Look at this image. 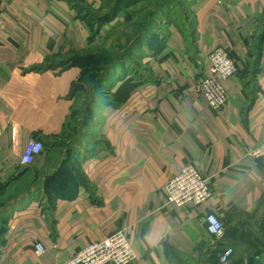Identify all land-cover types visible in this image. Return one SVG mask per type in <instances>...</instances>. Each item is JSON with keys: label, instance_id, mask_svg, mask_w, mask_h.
I'll list each match as a JSON object with an SVG mask.
<instances>
[{"label": "crops", "instance_id": "0c3cea01", "mask_svg": "<svg viewBox=\"0 0 264 264\" xmlns=\"http://www.w3.org/2000/svg\"><path fill=\"white\" fill-rule=\"evenodd\" d=\"M104 1L0 0V264H66L116 231L131 264H219L226 249L252 246L242 222L264 197V159L250 155L264 145V0H192V30L167 23L136 67L111 71L94 124L72 141L78 60L127 15L104 21ZM216 49L230 50L239 70L222 82L218 114L195 90ZM32 139L44 151L24 168ZM188 162L210 198L168 205L165 187ZM206 212L224 225L218 242ZM252 256L234 250L229 264H264V253Z\"/></svg>", "mask_w": 264, "mask_h": 264}, {"label": "rangeland", "instance_id": "374dc122", "mask_svg": "<svg viewBox=\"0 0 264 264\" xmlns=\"http://www.w3.org/2000/svg\"><path fill=\"white\" fill-rule=\"evenodd\" d=\"M116 3H124L119 4L114 11L122 10L127 13L122 19L123 22L113 30L104 31L103 38L98 40L97 48L87 53L88 55L80 62L82 75L74 87V108L65 129L68 134H76L72 141L83 139L85 137L83 129L94 124L96 119L91 113L103 100V80L110 76L111 71L124 64L129 71L136 67L138 51L142 52L144 49L145 52L151 41L161 35L167 23L176 21L182 27H187V31L192 30L190 13L192 0H105L107 15L111 13ZM96 23L98 24V21ZM242 224L245 232H250L253 237L250 239L247 236L246 239L252 246L237 244L231 249L232 255L234 250L237 254H252L253 258L264 253V197L260 202L259 214L252 217V221L244 220Z\"/></svg>", "mask_w": 264, "mask_h": 264}, {"label": "built area", "instance_id": "2783aa9c", "mask_svg": "<svg viewBox=\"0 0 264 264\" xmlns=\"http://www.w3.org/2000/svg\"><path fill=\"white\" fill-rule=\"evenodd\" d=\"M208 61L210 63L208 73L197 82L195 90L206 101L208 108L218 114L222 112L228 101L222 82L237 77L239 70L230 50L216 49L209 55ZM43 151L44 146L40 141L30 140L21 157L20 166L31 167ZM250 155L256 160L264 159V145L251 151ZM164 192L166 203L177 208L188 204L197 208L206 203L211 194L206 178L191 162L186 163L180 173L168 181ZM202 223L213 242L223 239L224 225L216 214L206 212ZM34 250L36 255L45 252L41 244L35 245ZM231 256L232 250L226 249L218 257L219 264H228ZM134 260L135 255L128 237L123 231H116L101 242L89 244L66 264H131Z\"/></svg>", "mask_w": 264, "mask_h": 264}, {"label": "trees", "instance_id": "16d2710c", "mask_svg": "<svg viewBox=\"0 0 264 264\" xmlns=\"http://www.w3.org/2000/svg\"><path fill=\"white\" fill-rule=\"evenodd\" d=\"M129 2V1H128ZM124 3H126V2H124ZM124 3H119V4H121V5H124ZM119 4L118 3H116V5H115V7H114V9L111 11V13H109L107 16H105V18H104V21H107L110 17H112L116 12H114L116 9H117V7L119 6ZM141 41H142V39H141ZM78 62H82V59H80V60H78ZM82 75V74H81ZM101 82V81H100ZM75 87V86H74ZM73 91H74V88H73Z\"/></svg>", "mask_w": 264, "mask_h": 264}]
</instances>
